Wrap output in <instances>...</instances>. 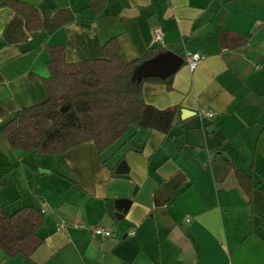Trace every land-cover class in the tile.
Listing matches in <instances>:
<instances>
[{
    "label": "crops",
    "instance_id": "obj_1",
    "mask_svg": "<svg viewBox=\"0 0 264 264\" xmlns=\"http://www.w3.org/2000/svg\"><path fill=\"white\" fill-rule=\"evenodd\" d=\"M5 1L0 127L47 100L48 47L65 46L76 64L105 58L116 40L125 63L142 61L135 81L149 54L184 63L170 87L168 78L141 87L146 104L180 108L168 134L132 130L102 154L88 142L62 157L25 154L0 137L5 211L46 209L44 244L29 257L0 252V264H264V0H15L36 7L43 27L71 11L75 20L53 34L28 31ZM224 32L248 43L222 49ZM194 53L203 59L191 72L185 58ZM236 166L253 179L250 197ZM97 227L112 236L94 235Z\"/></svg>",
    "mask_w": 264,
    "mask_h": 264
},
{
    "label": "trees",
    "instance_id": "obj_2",
    "mask_svg": "<svg viewBox=\"0 0 264 264\" xmlns=\"http://www.w3.org/2000/svg\"><path fill=\"white\" fill-rule=\"evenodd\" d=\"M25 20L28 31L45 29L53 34L75 20L69 10L59 11L43 27L39 10L27 3L6 0ZM248 43V38L224 32L221 48L235 50ZM49 77L43 79L47 100L23 109L0 127V137L6 138L13 150L25 154L62 157L74 147L93 142L102 154L132 130H156L168 134L176 124L179 107L165 110L146 104L141 83L133 71L142 61L125 63L116 40L103 46L105 58L70 64L65 58V46L48 47ZM149 54L144 60H150ZM173 75L167 79L169 87ZM235 166V165H234ZM238 181L250 197L255 189L251 176L235 167ZM4 182L0 175V190ZM45 215L34 207H23L13 213L5 211L0 202V252L7 257L31 256L43 244L39 231Z\"/></svg>",
    "mask_w": 264,
    "mask_h": 264
},
{
    "label": "water",
    "instance_id": "obj_3",
    "mask_svg": "<svg viewBox=\"0 0 264 264\" xmlns=\"http://www.w3.org/2000/svg\"><path fill=\"white\" fill-rule=\"evenodd\" d=\"M184 61L181 57L174 53H166L146 61L137 73V82L141 83L144 79L158 78L167 79L175 74V72L183 65ZM42 174L49 172L40 171ZM119 214L126 211V205L129 206L130 201H120Z\"/></svg>",
    "mask_w": 264,
    "mask_h": 264
},
{
    "label": "built area",
    "instance_id": "obj_4",
    "mask_svg": "<svg viewBox=\"0 0 264 264\" xmlns=\"http://www.w3.org/2000/svg\"><path fill=\"white\" fill-rule=\"evenodd\" d=\"M153 35H154L155 43L157 45H163V38H164L163 31L160 28H156L153 31ZM202 59H203V57L198 53L188 54L185 58V63L187 65V67L189 68V70L191 72H193L198 67V65L201 63ZM201 115L208 117V118L214 117V113H212L211 111H201ZM45 211H46V209L44 208L42 213H45ZM187 221L190 222V219L188 218ZM77 227L82 228V229H86V227L84 225H77ZM91 232L94 235L100 236L102 238H109L112 236V234L109 230H106V229L101 228V227L92 228ZM130 235L134 236L135 232H131Z\"/></svg>",
    "mask_w": 264,
    "mask_h": 264
},
{
    "label": "rangeland",
    "instance_id": "obj_5",
    "mask_svg": "<svg viewBox=\"0 0 264 264\" xmlns=\"http://www.w3.org/2000/svg\"><path fill=\"white\" fill-rule=\"evenodd\" d=\"M34 155V154H33ZM33 155H30L29 157H34ZM31 159V158H30ZM34 162V161H33ZM48 165H51V162H49ZM33 170H35L36 172L39 171L40 172V169L39 170H36V168H33ZM41 173V172H40ZM9 210V209H8Z\"/></svg>",
    "mask_w": 264,
    "mask_h": 264
}]
</instances>
